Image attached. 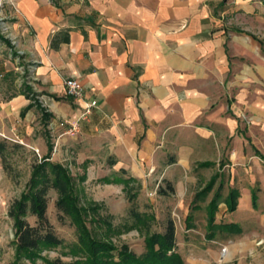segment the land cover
Returning a JSON list of instances; mask_svg holds the SVG:
<instances>
[{
  "label": "crops",
  "instance_id": "obj_1",
  "mask_svg": "<svg viewBox=\"0 0 264 264\" xmlns=\"http://www.w3.org/2000/svg\"><path fill=\"white\" fill-rule=\"evenodd\" d=\"M216 1L12 0L4 15L34 63V90L2 50L0 132L25 139L43 128L38 160L105 163L163 199L184 264H264V55L217 24ZM68 77L81 100L66 97ZM90 100L96 108L78 120ZM215 195L213 225L231 230L208 231Z\"/></svg>",
  "mask_w": 264,
  "mask_h": 264
},
{
  "label": "trees",
  "instance_id": "obj_2",
  "mask_svg": "<svg viewBox=\"0 0 264 264\" xmlns=\"http://www.w3.org/2000/svg\"><path fill=\"white\" fill-rule=\"evenodd\" d=\"M264 3V0H260ZM233 31L241 32L239 29ZM50 44L54 46L52 39ZM46 115L42 113L41 119ZM17 148L9 146L0 140V161L5 163L10 150ZM84 176H72L67 168L59 163L49 161V157H41L30 166L29 177L19 197L15 199L8 208L7 216L11 220L13 230V260L11 264H184L175 250L174 224L172 220L165 217L161 222L160 232H150V224L155 220L153 215L146 212L139 213L133 207L136 194L127 193V201L130 204L128 210L132 224L126 230L139 227L144 232L143 252L135 255L126 245L114 247L110 242L103 241L91 236L86 227L87 223L104 227L105 232L111 231L110 222L100 218L98 214L99 205L87 204L85 207L79 205L75 194V184L81 183ZM116 183H120L123 189H131L133 184L139 189L138 182L130 177L118 174ZM108 183L107 180H105ZM213 179L201 191L196 193L192 204L205 198L211 187ZM169 188V186H166ZM135 188V187H134ZM53 190L55 193L54 208L59 220H67L73 228L75 241L66 243L53 231L46 217L47 192ZM171 189L169 188V191ZM157 194H162L157 191ZM237 193L229 191L223 199L226 210L231 212L235 208ZM219 200L217 195L212 198L205 208L206 226L209 232L213 229L231 230L232 225H213L214 213ZM195 209L190 206V210ZM28 217L34 219L33 225L26 221ZM88 218V219H87ZM124 226V225H123ZM189 227V225H186ZM59 250V256L47 259L39 255L40 252ZM65 258L66 261L61 259Z\"/></svg>",
  "mask_w": 264,
  "mask_h": 264
},
{
  "label": "rangeland",
  "instance_id": "obj_3",
  "mask_svg": "<svg viewBox=\"0 0 264 264\" xmlns=\"http://www.w3.org/2000/svg\"><path fill=\"white\" fill-rule=\"evenodd\" d=\"M8 6L12 7L9 3L2 2L0 17H3L8 23L11 33L17 40L18 48L22 49L18 36L14 32L10 21L4 15L5 7ZM213 7L216 22L224 31L252 38L259 46V53L264 55V3L260 0H218ZM234 29H239L241 32L233 31ZM2 41L7 45L6 40L0 37V42ZM0 56L2 55L0 54ZM6 60L11 62L12 68L15 67L11 60L8 58ZM13 70L17 81L21 76L20 71ZM42 129H38L39 133L35 132L37 129H34L25 139L15 137L11 133L7 134L5 131L4 133L3 131L0 132V140L5 141L9 146H17V148L9 151L10 154L5 163L0 161V264H11L13 260V230L7 211L11 203L19 197L27 183L30 166L41 155L37 147L34 146V140L44 138ZM46 135L48 136V134ZM48 138L50 139L49 136ZM60 155L61 157L58 160H63L61 161L62 166L67 168L72 176H84L83 182L75 184V194L79 205L84 207L87 204L99 205V217L110 222V232H105L102 226L98 228L96 225L87 223L86 227L91 236L108 241L116 248L126 245L135 255L141 254L143 252V230L140 227V232L134 228L131 230L125 229L132 224L128 213L130 204L127 201V193L130 191V193L136 194L133 205L136 211L139 213L146 212L148 215L154 216L155 220L150 224V232H160L162 230L161 222L169 215V212H167L168 204L162 201L163 199L157 198L154 193L140 191L133 184L129 185L131 189H123L120 183H116L115 178L118 174L105 163L103 165L99 162L92 167L75 155L64 153H60ZM46 198V217L54 233L66 243L74 242L73 228L67 220L57 218L53 190H48ZM26 221L29 225L34 223L32 217H28ZM197 226L202 230V224ZM59 253V250H49L40 252L39 255L47 259H53L58 257ZM61 260L66 261L65 258Z\"/></svg>",
  "mask_w": 264,
  "mask_h": 264
},
{
  "label": "built area",
  "instance_id": "obj_4",
  "mask_svg": "<svg viewBox=\"0 0 264 264\" xmlns=\"http://www.w3.org/2000/svg\"><path fill=\"white\" fill-rule=\"evenodd\" d=\"M3 3H9L13 5L12 0H0V6ZM0 37L5 39L7 45L4 44V41L0 42V53L3 50L5 58L11 60L15 67L13 69L20 71V77L18 78V82L21 84H26L32 90H34V82H33V68L34 63L26 60L24 56V51L19 49L17 46V40L15 36L11 33L8 23L4 20L3 17H0ZM63 87L66 97L72 100H81L83 97V88L79 81L74 77H68L63 80ZM96 108V102L93 100L86 101L84 105L81 107L80 115L78 120H84L89 116L91 111ZM67 125L66 133L72 134L77 129V122L73 124H66L63 122L59 123V127L65 128ZM172 217L176 219V215L172 214ZM224 251V248L220 249V253Z\"/></svg>",
  "mask_w": 264,
  "mask_h": 264
}]
</instances>
